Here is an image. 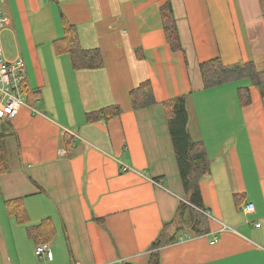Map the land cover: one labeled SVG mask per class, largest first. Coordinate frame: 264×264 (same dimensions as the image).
Returning <instances> with one entry per match:
<instances>
[{
  "label": "crops",
  "instance_id": "obj_1",
  "mask_svg": "<svg viewBox=\"0 0 264 264\" xmlns=\"http://www.w3.org/2000/svg\"><path fill=\"white\" fill-rule=\"evenodd\" d=\"M167 2L180 52L163 29ZM4 7L5 56L24 61L27 81L18 115L0 119L12 156L0 178V264H149L164 225L173 222L165 230L176 233L186 199L161 106L180 96L190 135L212 164L200 184L210 231L193 237L186 222L178 241L161 249L160 264H264V98L249 79L205 89L200 73L217 58L264 70L259 0H5ZM61 12L84 50H100L102 68L76 71L69 56L56 55ZM147 81L157 106L134 110L130 93ZM239 89H249V105ZM109 106L122 114L86 122ZM16 199L24 200L25 224L6 213L5 202ZM45 219L56 237L38 257L27 229Z\"/></svg>",
  "mask_w": 264,
  "mask_h": 264
},
{
  "label": "trees",
  "instance_id": "obj_2",
  "mask_svg": "<svg viewBox=\"0 0 264 264\" xmlns=\"http://www.w3.org/2000/svg\"><path fill=\"white\" fill-rule=\"evenodd\" d=\"M261 16L264 22V0H259ZM163 29L167 43L174 52L183 51V46L170 2L160 8ZM63 36L53 43L57 56L67 55L71 58L74 70H93L104 66V59L100 50H84L79 41L77 28L72 25L66 16L61 12ZM138 53H140L138 51ZM200 73L205 89L220 86L226 83L249 79L252 86L258 88L264 98V70L260 71L254 62L238 63L231 66L225 65L220 58L202 63ZM239 97L242 105H249L251 97L249 89H239ZM130 100L134 110L155 107L154 92L150 82H143L130 93ZM164 109L170 135L174 145L180 175L184 187L185 202H180L176 220L181 222L175 229V234L166 232L171 223L164 225V229L158 238L151 245V256L149 264H160V251L163 247L178 241L180 230L183 231V223L187 222L190 234L193 237L208 234L210 231L209 218L205 215L206 208L202 198L200 184L211 174V161L203 142L192 139L189 132V113L186 96H180L167 100L161 104ZM122 109L119 106H109L99 111L88 113L86 122L110 120L120 116ZM9 135L0 132V178L12 170V156L6 146ZM69 142V141H66ZM2 186L0 182V197ZM7 215L16 218L18 223L28 222L24 200L16 199L5 202ZM103 223V220H98ZM166 228V230H165ZM28 235L32 237L37 246L50 243L56 237L55 229L50 219L43 220L39 225L27 229Z\"/></svg>",
  "mask_w": 264,
  "mask_h": 264
},
{
  "label": "built area",
  "instance_id": "obj_3",
  "mask_svg": "<svg viewBox=\"0 0 264 264\" xmlns=\"http://www.w3.org/2000/svg\"><path fill=\"white\" fill-rule=\"evenodd\" d=\"M4 1L0 0V119L10 120L15 118L25 103V90L27 81L26 65L22 59L8 60L2 46L1 36L8 23V17L5 13ZM129 168L125 167L124 171ZM154 184L161 186L160 181H154ZM245 214L250 215L255 211L254 204H248ZM217 242V238L213 240ZM49 243L38 246L36 255L42 257L50 251Z\"/></svg>",
  "mask_w": 264,
  "mask_h": 264
},
{
  "label": "rangeland",
  "instance_id": "obj_4",
  "mask_svg": "<svg viewBox=\"0 0 264 264\" xmlns=\"http://www.w3.org/2000/svg\"><path fill=\"white\" fill-rule=\"evenodd\" d=\"M188 224V223H187ZM187 224L186 222L183 223V228H186L187 227ZM182 232L180 231L179 234H181Z\"/></svg>",
  "mask_w": 264,
  "mask_h": 264
}]
</instances>
